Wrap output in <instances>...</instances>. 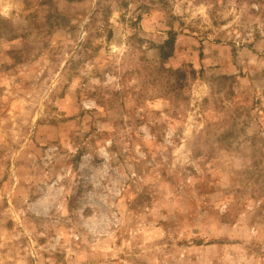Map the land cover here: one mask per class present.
<instances>
[{"label": "rangeland", "instance_id": "obj_1", "mask_svg": "<svg viewBox=\"0 0 264 264\" xmlns=\"http://www.w3.org/2000/svg\"><path fill=\"white\" fill-rule=\"evenodd\" d=\"M0 264H264V0H0Z\"/></svg>", "mask_w": 264, "mask_h": 264}, {"label": "trees", "instance_id": "obj_2", "mask_svg": "<svg viewBox=\"0 0 264 264\" xmlns=\"http://www.w3.org/2000/svg\"><path fill=\"white\" fill-rule=\"evenodd\" d=\"M171 45V41L167 40L166 42L163 43V45H161L159 47V51L162 53H164V57L169 58L170 54H171V50H168V52H164L165 48H169V46Z\"/></svg>", "mask_w": 264, "mask_h": 264}]
</instances>
